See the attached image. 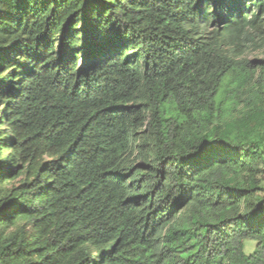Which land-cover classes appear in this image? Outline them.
<instances>
[{
  "label": "trees",
  "instance_id": "16d2710c",
  "mask_svg": "<svg viewBox=\"0 0 264 264\" xmlns=\"http://www.w3.org/2000/svg\"><path fill=\"white\" fill-rule=\"evenodd\" d=\"M0 264H264V0H0Z\"/></svg>",
  "mask_w": 264,
  "mask_h": 264
},
{
  "label": "rangeland",
  "instance_id": "374dc122",
  "mask_svg": "<svg viewBox=\"0 0 264 264\" xmlns=\"http://www.w3.org/2000/svg\"><path fill=\"white\" fill-rule=\"evenodd\" d=\"M245 55L251 57L253 56V53H245ZM256 245V241L254 239H245L243 241V250L246 254L252 253L254 247Z\"/></svg>",
  "mask_w": 264,
  "mask_h": 264
}]
</instances>
